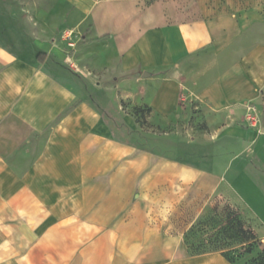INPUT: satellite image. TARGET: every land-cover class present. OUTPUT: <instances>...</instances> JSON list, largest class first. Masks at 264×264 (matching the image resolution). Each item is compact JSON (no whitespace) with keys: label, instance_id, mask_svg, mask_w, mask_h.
<instances>
[{"label":"crops","instance_id":"1","mask_svg":"<svg viewBox=\"0 0 264 264\" xmlns=\"http://www.w3.org/2000/svg\"><path fill=\"white\" fill-rule=\"evenodd\" d=\"M49 1L0 0V264H241L189 251L184 232L235 181L239 212L261 223L244 181L253 160L264 176V131L244 114L261 113L264 0ZM79 26L66 54L61 33ZM93 59L111 64L108 83ZM126 98L177 150L141 148L114 114ZM221 139L223 165L202 147Z\"/></svg>","mask_w":264,"mask_h":264},{"label":"rangeland","instance_id":"2","mask_svg":"<svg viewBox=\"0 0 264 264\" xmlns=\"http://www.w3.org/2000/svg\"><path fill=\"white\" fill-rule=\"evenodd\" d=\"M30 1H31L30 4L32 3V5L39 6L41 4L42 6H44L45 8L49 10L53 8V5H54V2L49 1V0H46L43 2H40L38 0H30ZM55 22L56 21H54V23ZM87 22H88L87 19H85V22H84L85 24L83 25L85 26V28L87 27ZM85 28H82L81 26L76 27L74 29L69 28L67 30H64L61 33V35L66 34L67 36L66 41H64L65 48L67 50L66 54H70L72 52V50L70 49L73 47L76 50H78L77 49L78 44L83 43L81 42V34H84L87 31V30H84ZM69 41L73 42L72 46L68 45ZM88 52L93 54L92 55L93 57L96 56L97 52L100 53L102 57L106 55L108 57L112 56L111 55L112 51L110 48L105 49V48L100 47L99 45L89 48ZM77 53H78L79 60L81 62L82 60L81 52L77 51ZM89 62L90 64L88 67H89V70L91 71V75H90L91 78H93L94 80H98L101 83H105V84L108 83L106 82V80H109L110 78H112V75H110V73L112 72L111 64L103 63V62L99 64L97 62H94V59L93 61H89ZM81 67L82 66L79 64L75 68L78 70H81ZM114 91H115L114 94H116V89H114ZM114 91L113 90L103 91L102 92L103 97L108 98L109 96L113 94ZM262 91H263L262 92L263 96H262V103H261L260 123L258 126H261L264 128V88ZM120 105H121V109H117V112L114 114L116 115L117 118H119L122 121H125L128 119L129 121L131 120L132 122H134V124L136 125V128L133 129V132L137 133L138 143L141 146V148L143 149L146 148L147 143L149 142L151 143V147H153L154 150L159 151V152H161L162 148L164 149L167 147L174 148V151L175 149L177 150L176 145L178 144H175V143H178V138H175L174 136L169 137V136L163 135V131L168 133L169 130L163 129V128L152 130L148 128L146 117L149 113V109L147 108L145 104L142 103L139 105L138 104L132 105L131 101L128 98H126V99L120 100ZM122 124L126 128L123 127L120 130L121 137L123 140L129 141L130 129L124 122ZM151 132H154L155 134L154 137L151 136ZM152 138H154L153 141H152ZM202 147L210 150L211 153L214 154V156H216L219 160H221L222 165H223L224 160H226L227 157L229 158V156L231 155V153H226V148L229 150L231 147L230 143L224 142V139H221L215 143H211L207 145L202 144ZM235 147L236 145L235 146L233 145V149ZM233 151H234L233 153H237L236 150H233ZM256 152L258 151L256 150ZM251 164L253 165V167L249 168L246 174L249 177L250 182L252 183L251 184L250 182L247 183V180H246L244 181L246 184L244 186L251 188L254 192H256L258 196H261V210H258L255 208L258 211V213H261V223L259 220L256 221L254 219L252 220V225L255 231L261 230L263 232L264 231V202L262 201V199L264 200V176H262L260 173L259 169H261V166H259L257 161L253 160ZM217 167H218L217 169H220L221 166H217ZM241 187H242L241 184L235 181L232 184L233 192L232 191L229 192L228 190L225 189L223 185V187H221V192L218 195H213L212 197L208 199L201 213L197 216L195 221L190 226H188V228L184 232V235H186L187 241L192 250L198 249L202 251V250L216 249L217 245L213 243V240H215V238L218 237V238L225 240V245H222L221 247H223L224 250L228 252L231 256L236 257L238 255H244L243 252L246 247L245 244H241L239 242V239L235 240L234 238L229 237L228 233H221L222 232L221 230L224 227H227L228 225V222L226 219L227 202L235 206L237 209V212L239 211L237 207V203L239 204V202H238V197L236 196H238V193H242L243 195H245L242 192ZM260 192L262 193V195ZM248 199H251V198H248ZM258 239L260 240V242L254 246L252 255L255 254L257 250L264 247V238L258 237ZM244 260L245 258H242L238 262L243 264Z\"/></svg>","mask_w":264,"mask_h":264},{"label":"trees","instance_id":"3","mask_svg":"<svg viewBox=\"0 0 264 264\" xmlns=\"http://www.w3.org/2000/svg\"><path fill=\"white\" fill-rule=\"evenodd\" d=\"M107 36H102L101 38H105ZM97 39V38H96ZM44 53L39 52L37 53L36 57H40ZM226 219L228 222L227 227H222L221 233H228L229 237L234 238L235 240L239 239V242L241 244H245L246 247L244 249V255H238L236 257L231 256L228 252L224 250L222 245H225V240L216 237L215 240H213V243H215L216 249L212 250H192L191 247L189 246V243L187 241L186 235H184L185 243L187 244V247L189 251L193 253H203L207 251H221V253L231 262L235 263L239 261L242 258H245L243 264H264V247L260 248L259 250L256 251L255 254L252 255L253 253V248L254 246L260 242L258 239L255 231L253 228L250 227V225L247 223L245 218L241 215V213L238 211L236 207L231 205L229 202L226 204ZM225 231V232H224ZM220 232V231H219ZM220 234V233H219Z\"/></svg>","mask_w":264,"mask_h":264},{"label":"built area","instance_id":"4","mask_svg":"<svg viewBox=\"0 0 264 264\" xmlns=\"http://www.w3.org/2000/svg\"><path fill=\"white\" fill-rule=\"evenodd\" d=\"M68 45L72 46L73 43L69 42ZM244 119L248 125L259 127L258 125L260 123V117L257 109L254 106L250 105L247 107V111L244 114Z\"/></svg>","mask_w":264,"mask_h":264},{"label":"water","instance_id":"5","mask_svg":"<svg viewBox=\"0 0 264 264\" xmlns=\"http://www.w3.org/2000/svg\"><path fill=\"white\" fill-rule=\"evenodd\" d=\"M143 75L145 76V75H146V73H143ZM262 131H264V128H262Z\"/></svg>","mask_w":264,"mask_h":264}]
</instances>
